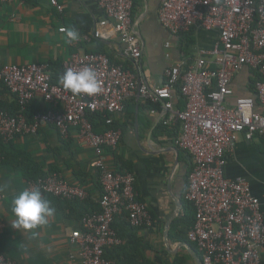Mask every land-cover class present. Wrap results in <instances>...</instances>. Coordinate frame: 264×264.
<instances>
[{"label":"built area","instance_id":"obj_1","mask_svg":"<svg viewBox=\"0 0 264 264\" xmlns=\"http://www.w3.org/2000/svg\"><path fill=\"white\" fill-rule=\"evenodd\" d=\"M15 1L25 0L0 3ZM49 1L59 7L58 0ZM96 1L115 22L122 54L138 65L143 48L133 28V0ZM159 19L175 35L197 26L217 29L219 36L193 65L180 63L168 69L166 82L156 87L139 81L132 71L104 53L75 51L64 62V71L93 68L100 91L91 96L73 95L54 83L48 62L0 63V81L20 105L15 114L0 111V140L8 142L17 135L36 134L40 127L51 125L63 138L75 129L79 139L94 149L90 166L97 171L104 190L99 200L101 212L86 214L81 226L72 231L70 242L78 247L81 260L72 264H115L105 258V247L123 243L113 227L116 216L127 212L131 225L142 228L154 226V219L147 205L138 200L135 175L115 170L108 162L106 149L115 150L122 137V130L112 125L115 115L124 110L126 99L133 95L161 102L164 125L180 124L175 144L193 158L184 198L195 208V220L187 236L201 253V264H264L260 199L247 181L226 175L227 154L234 149L239 135L244 134L248 140L255 134L264 137V112L256 110L257 104L264 107V0H164ZM68 30L59 28L65 34ZM100 36L97 30L93 36L79 35L77 41L90 42L92 37ZM245 66L261 76L255 83V97H239L235 105L229 106L226 100L233 94L232 79ZM176 89L184 99L182 109L174 104ZM39 94L60 108L37 112L33 122H28L26 107ZM151 112L157 113L155 108ZM89 113L102 114L111 127L97 132ZM37 187L68 199L89 197L86 188L71 184L60 172L30 182V188ZM0 264L16 263L0 248Z\"/></svg>","mask_w":264,"mask_h":264},{"label":"crops","instance_id":"obj_2","mask_svg":"<svg viewBox=\"0 0 264 264\" xmlns=\"http://www.w3.org/2000/svg\"><path fill=\"white\" fill-rule=\"evenodd\" d=\"M163 1L133 0V28L143 48L138 65L122 54L123 44L115 30V22L107 17L96 0H58L59 7L49 0L0 3V63L48 62L52 78L61 84L60 78L65 72L63 65L71 53L100 52L132 71L139 81L152 87L163 85L168 69L180 63L193 65L202 51L213 47L219 36L217 29L197 26L184 34L171 33L159 19ZM63 26L75 29L79 35L93 36L100 30L101 36L92 37L90 42L70 41L65 33L59 32ZM205 58L211 59L209 55ZM254 73L253 68L245 66L234 76L233 94L227 98V105H235L239 97H255L257 79ZM3 89L0 84L1 99L11 103L15 97L10 92L1 93ZM173 95L175 107L182 109L184 99L179 89ZM149 102L139 94L126 99L124 110L115 115L122 137L115 150L106 149L107 159L115 170L128 163L137 179L139 200L147 205L153 216L154 226L136 230L137 241L142 240L144 255L155 260L156 254L173 257L180 253L187 264H197L196 258L201 259L202 255L196 252L193 243L189 239L172 240L170 235L171 231L175 233L172 226L177 218L183 219L179 220L176 229H184L192 219L184 194L193 158L175 144L180 124L165 126L162 103L151 102L152 106H149ZM33 106L39 111L60 108L46 102L40 94ZM152 108L157 113H152ZM256 110L264 112V107L257 104ZM16 154L19 156L17 161L14 159ZM94 157V149L79 139L75 129L63 139L56 129L45 126L38 135L20 136L13 143L4 145L0 151V248L16 264H72L78 260L77 249L71 244L70 237L80 222L66 216L72 210L53 205L56 212L47 225L30 230L12 227V222L17 219L13 199L20 191L30 188L26 166L32 164L34 168L39 162L45 172L56 168L71 184L86 188L91 198L98 201L102 189L97 171L90 166ZM226 175L250 184L253 194L260 199L264 214L263 136L255 134L248 140L244 134L239 135L234 149L227 154ZM116 219L118 225L124 221L122 214Z\"/></svg>","mask_w":264,"mask_h":264},{"label":"trees","instance_id":"obj_3","mask_svg":"<svg viewBox=\"0 0 264 264\" xmlns=\"http://www.w3.org/2000/svg\"><path fill=\"white\" fill-rule=\"evenodd\" d=\"M111 60L114 62L113 59H111ZM254 72H255L254 73L255 79H257V80L261 79V76L258 73V71L254 70ZM257 80L255 81V83L257 82ZM53 82L56 83L54 81V79H53ZM0 84L4 87V89L1 90V93L10 92L9 89L5 86V84L2 81H0ZM12 96L15 97L14 95H12ZM34 101H35V99L33 101H31V103L28 104L26 107L25 116H26L28 122H33L34 114L37 112H41L39 110H36V108H34V106H33ZM58 106L60 107L59 104H58ZM149 106H152L151 102H149ZM19 109H20V105H19L16 97L14 98V100L11 103L4 102L0 97V111L7 110L11 114H15ZM88 117H89L90 121L94 124L95 130L97 132L105 131L109 127H111V125H107L105 123V118L100 113H89ZM48 126L51 128H54L58 131L57 128H55L51 125H48ZM112 126L117 127V124L114 122V124ZM43 127H45V126L40 127L36 134L17 135L8 142L1 139L0 140V151L2 150L4 145L9 144V143H13V141L17 137H20V136H29L30 137V136L38 135L40 130ZM168 127H170V126H168ZM58 133H59V131H58ZM59 135L61 136L60 133H59ZM63 139H66V138H63ZM18 158H19V156L16 154L14 159H16V161H17ZM29 158L31 159V161H34L32 157H29ZM40 165L41 164H39V162H37L36 167H34V168H33L32 164L26 166L25 175H26V177L28 176L29 181H36L39 178L46 177L50 173L58 172V169H56V168L50 169V171L45 172V171H43V168ZM117 170L120 172H132L130 170V166L128 165V163H125L123 167H121V166H120V168L118 167ZM98 178H99V175H98ZM99 183H100V180H99ZM136 184H137V179L135 181V189L137 191ZM100 186H101V183H100ZM101 189H102L101 190L102 193H101L98 201H95L94 199H92L90 194H89L88 198L81 200V199H68V198H64L61 196H55L53 194L46 193V192H42V193L47 198H49L51 200L53 205L59 206L62 209L72 210L70 212V214H68L66 216L68 218L70 217L74 221H77L78 223L80 222L79 225L81 226L82 219L84 218V216L86 214L101 212V206H100L99 200L102 197V195L104 194V190H103L102 186H101ZM137 194H138V192H137ZM138 200H139V197H138ZM187 203H188L187 209L189 211L188 213L189 214L191 213L190 217L192 219H190L188 221L189 223L184 229H176L177 223L179 222L180 219H183V218H177L174 221V225L172 226L173 227L172 230H174L175 233L171 231V234H170L172 240H179V241L182 240L183 241V240L188 239V236H187L188 230L191 228V226L193 225L194 220H195V208L189 202H187ZM122 215H123L124 221H122L118 225V221L116 218L119 215L116 216L115 221L113 223V227L117 231V234L119 237H121V238L123 237L122 239H124V237H126L125 243H122L118 246L105 247V258L113 260L115 264H187L185 256L181 255L180 253L173 255V257H172V255H168L167 257H163L159 254H156L155 260H151V259L147 258L141 249V243H142L141 238H139V242L137 241L136 230L140 229L142 227L132 226L131 223L129 222L128 218H127V216H128L127 212H124ZM193 245H194L196 252H199L197 246L194 243H193ZM74 246L78 250V247L76 245H74ZM76 256H78L77 262L81 263V260L79 258V254L77 252H76Z\"/></svg>","mask_w":264,"mask_h":264},{"label":"clouds","instance_id":"obj_4","mask_svg":"<svg viewBox=\"0 0 264 264\" xmlns=\"http://www.w3.org/2000/svg\"><path fill=\"white\" fill-rule=\"evenodd\" d=\"M66 35L70 41H76L79 37L75 29H69ZM60 83L73 95L83 93L91 96L100 91L98 74L91 67H85L80 71L67 69L60 78ZM13 212L17 219L12 222V227L30 230L47 225L56 209L51 200L37 187L25 188L14 197Z\"/></svg>","mask_w":264,"mask_h":264},{"label":"water","instance_id":"obj_5","mask_svg":"<svg viewBox=\"0 0 264 264\" xmlns=\"http://www.w3.org/2000/svg\"><path fill=\"white\" fill-rule=\"evenodd\" d=\"M166 241H167V236H166ZM167 244H168V241H167ZM187 244V243H186ZM169 245V244H168ZM169 251H171V249H169ZM197 264H201V259L200 257H197Z\"/></svg>","mask_w":264,"mask_h":264},{"label":"rangeland","instance_id":"obj_6","mask_svg":"<svg viewBox=\"0 0 264 264\" xmlns=\"http://www.w3.org/2000/svg\"><path fill=\"white\" fill-rule=\"evenodd\" d=\"M73 247V246H72ZM74 250H75V248H74Z\"/></svg>","mask_w":264,"mask_h":264}]
</instances>
